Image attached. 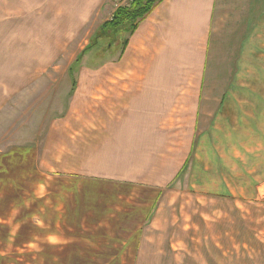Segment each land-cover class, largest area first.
<instances>
[{
	"label": "crops",
	"instance_id": "0c3cea01",
	"mask_svg": "<svg viewBox=\"0 0 264 264\" xmlns=\"http://www.w3.org/2000/svg\"><path fill=\"white\" fill-rule=\"evenodd\" d=\"M18 1L0 0L1 13L22 5V22L0 26V39L41 44L50 52L41 59L77 60L79 45L114 13L110 0ZM108 41L84 50L87 68L55 70H71L77 83L43 86L40 101L57 112L49 109L43 122L41 171L71 175L73 189L136 196V220L158 214L161 196L190 182L214 199L223 221L238 223L240 236L256 231L252 222H263V232L264 0H160L125 46ZM124 220L106 227L127 229ZM227 233L223 227L217 237ZM233 246L238 264H264L254 261L264 246Z\"/></svg>",
	"mask_w": 264,
	"mask_h": 264
},
{
	"label": "rangeland",
	"instance_id": "374dc122",
	"mask_svg": "<svg viewBox=\"0 0 264 264\" xmlns=\"http://www.w3.org/2000/svg\"><path fill=\"white\" fill-rule=\"evenodd\" d=\"M20 7L1 13L0 3V26L21 23L15 18ZM22 34L21 29L18 40L26 41ZM107 38L80 44L75 62L41 59L44 53L50 55L41 44L9 46L0 39V264H238L233 245L242 241L264 246V231L259 232L263 222H252L256 231L240 236L233 229L238 223L223 221L214 199H202L190 182L187 189H170L161 196L158 214L140 213L145 220H136V209L143 204L136 196H120L118 190L113 195L102 190L104 195L96 189H73L76 178L71 175L41 171L36 150L43 122L49 109L57 112L53 103L47 107L40 101L43 86L77 83L81 78L71 70L88 67L90 56L83 55L84 50L97 42L105 48ZM65 68L71 69L69 75L58 76L55 70ZM257 201L264 202L262 194ZM78 202L81 212L76 210ZM98 207L100 214L95 211ZM122 216L129 228L106 227L112 218ZM223 227L227 236L218 238ZM219 244L224 246L217 249ZM254 261L264 262V254H257Z\"/></svg>",
	"mask_w": 264,
	"mask_h": 264
},
{
	"label": "trees",
	"instance_id": "16d2710c",
	"mask_svg": "<svg viewBox=\"0 0 264 264\" xmlns=\"http://www.w3.org/2000/svg\"><path fill=\"white\" fill-rule=\"evenodd\" d=\"M159 1L160 0H133L130 5L118 8L114 11L111 20L101 27L96 37H108L110 42L120 38L123 46H125L127 36L136 29L138 23Z\"/></svg>",
	"mask_w": 264,
	"mask_h": 264
},
{
	"label": "built area",
	"instance_id": "2783aa9c",
	"mask_svg": "<svg viewBox=\"0 0 264 264\" xmlns=\"http://www.w3.org/2000/svg\"><path fill=\"white\" fill-rule=\"evenodd\" d=\"M114 11L123 6L130 5L133 0H110Z\"/></svg>",
	"mask_w": 264,
	"mask_h": 264
}]
</instances>
